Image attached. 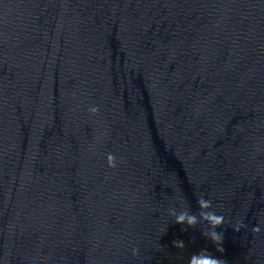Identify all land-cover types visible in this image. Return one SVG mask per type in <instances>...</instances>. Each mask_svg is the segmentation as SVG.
Listing matches in <instances>:
<instances>
[{
    "label": "clouds",
    "instance_id": "1",
    "mask_svg": "<svg viewBox=\"0 0 264 264\" xmlns=\"http://www.w3.org/2000/svg\"><path fill=\"white\" fill-rule=\"evenodd\" d=\"M98 111V108L92 107L90 108V112L95 114ZM108 166L111 168L116 167V158L112 154H108L107 156ZM198 206L201 209L199 213V218L197 215L190 214L188 211H182L177 213L175 210H170V214L175 217V223L177 224H186L189 227H195L200 220L207 221L211 226V230L202 233V235L209 238L215 245L218 247L216 250L218 252L223 253L224 249L221 246L223 243V234L217 232L215 229L224 223V217L221 215H217L214 212L206 211L211 208L212 204L210 200H206L203 197H200L197 200ZM240 226L238 225L234 231H239ZM253 232H259L260 226L257 224L252 228ZM173 245L178 248H184V242L182 240L173 241ZM133 254H137V250H133ZM189 264H225V261L220 258H216L212 256L207 250H201L199 253L193 254L189 259Z\"/></svg>",
    "mask_w": 264,
    "mask_h": 264
}]
</instances>
